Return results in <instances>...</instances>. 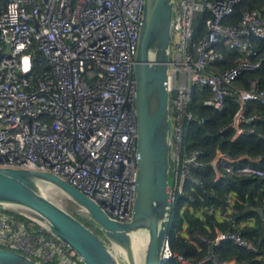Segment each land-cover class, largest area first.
Listing matches in <instances>:
<instances>
[{
    "label": "built area",
    "instance_id": "2783aa9c",
    "mask_svg": "<svg viewBox=\"0 0 264 264\" xmlns=\"http://www.w3.org/2000/svg\"><path fill=\"white\" fill-rule=\"evenodd\" d=\"M242 0H176L167 88L171 121V185L192 200L188 181L205 167L203 150L184 146V124L198 121L190 109L193 87H207L204 106L237 105L230 122L234 139L255 132L257 114L250 102L264 105L259 79L238 85L263 58L250 41L264 40V8L244 9L228 19ZM145 0H5L0 2V166L50 170L98 201L114 219L133 214L137 174L136 80L134 66ZM210 12L200 37L194 22ZM227 46L239 55L218 68ZM41 54V58L37 57ZM241 56V57H240ZM204 122V119H200ZM257 158L232 157L217 149L211 160L216 180L257 175ZM193 188H191L192 190ZM234 198L218 209L235 229L219 231L214 244L231 240L254 249L241 229L253 218H235ZM0 247L22 252L44 264H86L70 246L17 210L0 207ZM175 256L183 264L221 262L209 252L193 262L170 244L164 264Z\"/></svg>",
    "mask_w": 264,
    "mask_h": 264
},
{
    "label": "water",
    "instance_id": "95a60500",
    "mask_svg": "<svg viewBox=\"0 0 264 264\" xmlns=\"http://www.w3.org/2000/svg\"><path fill=\"white\" fill-rule=\"evenodd\" d=\"M175 2L145 0L140 23L134 66L138 158L130 220L112 218L98 201L50 170L0 166V207L45 225L86 264H124L123 258L125 264H164L174 208L167 82ZM58 195L73 202L92 225L74 215ZM258 211L263 216L264 207ZM0 264L44 263L0 247Z\"/></svg>",
    "mask_w": 264,
    "mask_h": 264
},
{
    "label": "trees",
    "instance_id": "16d2710c",
    "mask_svg": "<svg viewBox=\"0 0 264 264\" xmlns=\"http://www.w3.org/2000/svg\"><path fill=\"white\" fill-rule=\"evenodd\" d=\"M256 8L263 9L264 0H242L225 21L236 24L244 9ZM209 17L211 13L204 12L194 22L198 36L204 34ZM250 41L263 58V63L260 69L245 73L239 79L238 85L247 88L249 80L256 78L264 88V40L251 38ZM219 49L226 54L227 59L224 63H217L218 68L233 65L238 60L239 55L227 46H220ZM37 57L41 58V54L37 53ZM192 94L190 109L198 115L199 120L185 122L184 146L190 151L202 149V161L206 165L195 169L194 179L188 181V193L191 194L192 200L185 201L178 195L175 196L170 247L193 262H198L212 252L221 262L233 260L234 264H264V211L263 216L258 211L264 207V177L240 175L216 180V173L211 165V160L219 148L235 158H257L254 164L264 169V105L260 102L249 103V113L258 115L255 132L234 139L235 132L230 127V122L237 105L232 99L228 98L224 108L219 110L204 106L203 101L211 95L207 87L201 90L194 86ZM201 118L204 122L200 121ZM229 198H234L235 218H253L241 229L243 237L254 246L252 250L239 248L231 240H222L217 245L213 242L219 231L235 230L230 222L220 217L217 212L229 204ZM67 208L86 224L92 225L89 219L77 212V206L73 202ZM166 264L183 263L173 256ZM205 264L216 263L210 261Z\"/></svg>",
    "mask_w": 264,
    "mask_h": 264
},
{
    "label": "rangeland",
    "instance_id": "374dc122",
    "mask_svg": "<svg viewBox=\"0 0 264 264\" xmlns=\"http://www.w3.org/2000/svg\"><path fill=\"white\" fill-rule=\"evenodd\" d=\"M57 197L59 198V200H61V202H62L66 207H68V205H71V202H70L67 198H65V197H61V195H58ZM122 262L125 264L124 258H123Z\"/></svg>",
    "mask_w": 264,
    "mask_h": 264
},
{
    "label": "bare ground",
    "instance_id": "6f19581e",
    "mask_svg": "<svg viewBox=\"0 0 264 264\" xmlns=\"http://www.w3.org/2000/svg\"><path fill=\"white\" fill-rule=\"evenodd\" d=\"M51 192H52V189H51Z\"/></svg>",
    "mask_w": 264,
    "mask_h": 264
}]
</instances>
